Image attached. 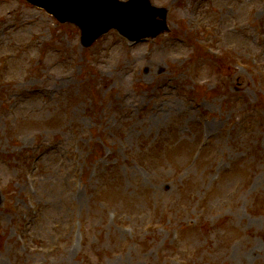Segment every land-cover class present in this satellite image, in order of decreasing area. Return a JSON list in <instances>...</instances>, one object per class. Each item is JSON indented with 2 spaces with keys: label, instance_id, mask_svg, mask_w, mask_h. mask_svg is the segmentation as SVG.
Returning a JSON list of instances; mask_svg holds the SVG:
<instances>
[{
  "label": "rangeland",
  "instance_id": "obj_1",
  "mask_svg": "<svg viewBox=\"0 0 264 264\" xmlns=\"http://www.w3.org/2000/svg\"><path fill=\"white\" fill-rule=\"evenodd\" d=\"M149 2L83 47L0 0V264H264V0Z\"/></svg>",
  "mask_w": 264,
  "mask_h": 264
},
{
  "label": "water",
  "instance_id": "obj_2",
  "mask_svg": "<svg viewBox=\"0 0 264 264\" xmlns=\"http://www.w3.org/2000/svg\"><path fill=\"white\" fill-rule=\"evenodd\" d=\"M43 6L60 21H77L82 29V42L89 45L110 26L119 30L131 40L146 35L155 36L166 28L165 10L155 9L148 0H28ZM156 13L162 16L154 19Z\"/></svg>",
  "mask_w": 264,
  "mask_h": 264
},
{
  "label": "bare ground",
  "instance_id": "obj_3",
  "mask_svg": "<svg viewBox=\"0 0 264 264\" xmlns=\"http://www.w3.org/2000/svg\"><path fill=\"white\" fill-rule=\"evenodd\" d=\"M208 128H209V126H208Z\"/></svg>",
  "mask_w": 264,
  "mask_h": 264
}]
</instances>
